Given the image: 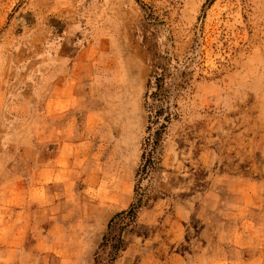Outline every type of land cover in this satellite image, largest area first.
I'll use <instances>...</instances> for the list:
<instances>
[{
    "label": "rangeland",
    "instance_id": "obj_1",
    "mask_svg": "<svg viewBox=\"0 0 264 264\" xmlns=\"http://www.w3.org/2000/svg\"><path fill=\"white\" fill-rule=\"evenodd\" d=\"M153 54L176 117L140 176ZM53 65L80 101L2 137L0 264H94L139 200L113 264H264V0H0V78Z\"/></svg>",
    "mask_w": 264,
    "mask_h": 264
},
{
    "label": "crops",
    "instance_id": "obj_2",
    "mask_svg": "<svg viewBox=\"0 0 264 264\" xmlns=\"http://www.w3.org/2000/svg\"><path fill=\"white\" fill-rule=\"evenodd\" d=\"M52 76L40 79L16 78L10 79L2 75L0 78V143L2 137L5 141H13L12 137L16 138L15 143L29 142L32 139V134L28 131L29 125H33V121L37 120V125L42 126L47 124L48 127L56 128L68 125L65 113L73 108L74 103H78L79 89L78 79L74 76H64L59 68L53 65ZM73 77V78H72ZM73 79H76L73 82ZM49 86L48 99L42 106L43 117H38L36 112L39 110V91L37 86ZM75 83V85H73ZM75 109L74 111H76ZM33 122V123H32ZM34 135V131H33ZM0 155V163L2 161ZM16 183L4 188L6 191L16 189Z\"/></svg>",
    "mask_w": 264,
    "mask_h": 264
},
{
    "label": "trees",
    "instance_id": "obj_3",
    "mask_svg": "<svg viewBox=\"0 0 264 264\" xmlns=\"http://www.w3.org/2000/svg\"><path fill=\"white\" fill-rule=\"evenodd\" d=\"M152 70L146 84L143 97V108L147 116L146 136L142 143L143 157L146 158L140 176H146L154 168V158L159 144L163 140L165 130L174 121L176 113L172 111L170 98L173 95V85L170 83L168 70L170 64L162 56L153 54ZM184 75V73H182ZM181 75V76H182ZM173 88V89H172ZM141 201L132 204L128 210L116 214L108 223L107 232L102 239L94 264H113L122 248V236L127 227L136 220Z\"/></svg>",
    "mask_w": 264,
    "mask_h": 264
}]
</instances>
